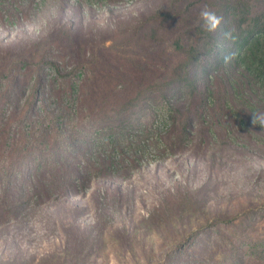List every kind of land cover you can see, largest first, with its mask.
<instances>
[{"label":"rangeland","instance_id":"rangeland-1","mask_svg":"<svg viewBox=\"0 0 264 264\" xmlns=\"http://www.w3.org/2000/svg\"><path fill=\"white\" fill-rule=\"evenodd\" d=\"M170 3L0 0V264H264L245 255L264 240V127L235 108L171 149L175 127L156 109L181 59L154 19ZM73 98L86 115L133 109L147 131L126 151L134 112L121 116L122 147L138 163L108 169L98 153L52 169L53 152L26 156L22 116L45 127ZM183 100L177 123L194 103Z\"/></svg>","mask_w":264,"mask_h":264},{"label":"trees","instance_id":"trees-1","mask_svg":"<svg viewBox=\"0 0 264 264\" xmlns=\"http://www.w3.org/2000/svg\"><path fill=\"white\" fill-rule=\"evenodd\" d=\"M199 1L171 0L170 5L156 12L154 17L168 23L174 36L173 56L177 54L181 57L178 65L172 69L170 85L173 88L162 93L159 101L155 100L156 109L162 111L165 120L175 127L171 149L173 146L189 144L197 121L203 125L205 123L208 129H213L226 112L235 115V110L239 108L238 118L249 123L252 122L253 114L264 110V0ZM205 5L222 17V23L215 32H208L203 27L200 12ZM224 33H230V36L226 37ZM225 57L230 59L225 62ZM53 66L56 67L55 64ZM43 86V80L39 78L35 86L36 95L40 94ZM151 93L154 94L152 91ZM186 98H193L194 103L182 116L181 123H177V107ZM67 101V110L61 109L55 114L46 113L45 116H49L45 118V123L47 120L49 122L45 127L39 124L40 121L22 116V152L26 156L29 152H53L55 158L52 164L47 163L52 169L60 167L72 157L82 158L81 164L83 161L91 162L98 153V158L108 169L122 167L126 161L133 165L138 163L137 157L129 158L131 161L125 157V152L133 150L137 143L135 153L141 146V142H134L139 136L132 134V131L137 134L147 131V126L137 123L133 109L126 112V105H123L114 116L110 113L113 110L109 111L108 108L99 113H95L93 109L86 115L79 108L80 99ZM29 110L30 108L25 115H28ZM133 112L134 118H127L131 123L130 134L127 136L132 140L128 142L125 151L122 147L126 140L123 133L125 125L121 116H133ZM243 114L249 116L241 119ZM28 124L30 128H27ZM39 131L41 134H38ZM14 135L8 148H17V144L21 143L16 138V132ZM33 140L40 141V144L35 146ZM29 143L31 146L26 147ZM108 147L112 148L111 151L106 150ZM167 148L169 149L168 146ZM119 149L123 159L118 161L115 159L119 152L114 151ZM38 163L40 168L43 162ZM69 178L74 179L73 176ZM87 178L90 179L88 176ZM81 180L83 178L75 177L74 188L79 186ZM245 255L252 259L264 257V240L247 243Z\"/></svg>","mask_w":264,"mask_h":264},{"label":"clouds","instance_id":"clouds-1","mask_svg":"<svg viewBox=\"0 0 264 264\" xmlns=\"http://www.w3.org/2000/svg\"><path fill=\"white\" fill-rule=\"evenodd\" d=\"M200 18L203 21V27L208 32H215L222 23V17L217 16V14L211 11L207 5L201 10ZM224 35L228 37L230 36V33H224ZM229 59L230 57H225V62ZM252 124L264 127V113L253 114Z\"/></svg>","mask_w":264,"mask_h":264}]
</instances>
